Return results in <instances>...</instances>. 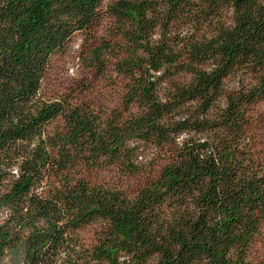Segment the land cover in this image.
<instances>
[{"label":"trees","instance_id":"16d2710c","mask_svg":"<svg viewBox=\"0 0 264 264\" xmlns=\"http://www.w3.org/2000/svg\"><path fill=\"white\" fill-rule=\"evenodd\" d=\"M78 35L119 109L49 94ZM262 102L264 0H0V260L260 264ZM110 167L145 182L88 178Z\"/></svg>","mask_w":264,"mask_h":264},{"label":"rangeland","instance_id":"374dc122","mask_svg":"<svg viewBox=\"0 0 264 264\" xmlns=\"http://www.w3.org/2000/svg\"><path fill=\"white\" fill-rule=\"evenodd\" d=\"M101 35L106 34V29H101ZM85 46L84 37L76 36L64 54L54 58V66L47 90L50 95L57 97L61 94H74L81 101L92 103L100 109L113 110L121 107L125 94V84L112 74L111 70L100 76L87 68L81 62L82 48ZM254 124L264 150V102L260 103L254 111ZM151 159V154L143 155L139 161L146 164ZM88 178L96 184L122 188L129 195H134L144 184L142 175H122L115 167L102 170H93L88 173ZM95 227H89L81 232L82 238L91 243ZM0 264H15L10 256L0 260ZM260 264H264V248L260 250Z\"/></svg>","mask_w":264,"mask_h":264}]
</instances>
